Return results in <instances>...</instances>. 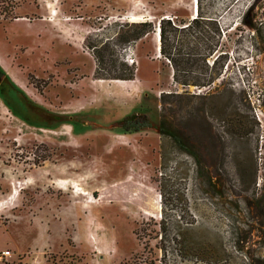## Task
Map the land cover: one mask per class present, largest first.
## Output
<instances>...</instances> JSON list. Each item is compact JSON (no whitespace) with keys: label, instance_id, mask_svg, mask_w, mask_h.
<instances>
[{"label":"rangeland","instance_id":"1","mask_svg":"<svg viewBox=\"0 0 264 264\" xmlns=\"http://www.w3.org/2000/svg\"><path fill=\"white\" fill-rule=\"evenodd\" d=\"M200 2L226 54L206 88L176 84L157 49L159 20L192 19L198 0H0V264H214L160 250L162 219L220 264H256L264 215L239 226L243 251L234 219L243 183L264 195V0ZM133 114L151 127L123 130ZM161 119L224 194H206Z\"/></svg>","mask_w":264,"mask_h":264},{"label":"trees","instance_id":"2","mask_svg":"<svg viewBox=\"0 0 264 264\" xmlns=\"http://www.w3.org/2000/svg\"><path fill=\"white\" fill-rule=\"evenodd\" d=\"M135 27H138V33L135 36L138 40L153 32L152 22H141L136 24ZM159 29L160 56L167 59L171 64L173 68L172 77L176 84L183 87L196 86L199 88H206L210 87L217 79H219L222 67V65H220V59L223 55H226L219 52V49H221L222 46L223 30L217 19L204 15L200 0H198L197 14L195 17L193 16L192 19L187 21L179 20L177 15L171 19L163 18L159 20ZM177 33H182V37L181 39H176L177 44L176 47H174ZM173 48H175L176 51L178 49V51L173 53ZM216 51L218 54L213 56ZM133 76V69H130L127 76L118 75L113 77L116 80L122 79L124 81H130L133 80ZM167 95L171 94L162 92V99L167 97ZM121 125L125 131H137L144 127H151V122L145 115L138 114L137 116L133 114L125 117L122 120ZM160 132L162 135L172 138L175 146L180 151L197 160V152L195 151L194 146L186 139L180 130L173 128L165 119L160 120ZM197 163L200 165L198 173L200 174V178L203 179V184L207 191L206 194L213 198H217L224 194L223 190H220L218 183L216 182L217 176L210 172L208 167H201L199 160H197ZM249 185L250 184L245 185L243 183L242 189L240 190L241 194H239L243 196L237 201L238 212L234 219V222L238 225V227H236L237 234L240 229L239 226L246 224L249 221H255L256 218L260 219L264 215V195L261 194L260 198H255L256 193L253 191L252 195L250 194ZM255 209L256 211H254ZM259 224H262L261 220L259 221ZM158 226L162 231L159 240L160 244L158 246L160 250L166 252V244H169L173 248H177L182 254L187 251L201 261H210V259H213L214 264H220L217 260L218 254L216 253V248L208 247L205 243L195 246H191L188 243L189 246H185L187 244L182 242L183 238H168L166 236L168 225L163 219L158 223ZM238 235L244 236L241 239H237L235 250L243 251L244 247L242 244L247 241L248 232L239 233ZM260 245H262V252L258 260H256V264H264V237L261 238ZM245 257L247 258V256Z\"/></svg>","mask_w":264,"mask_h":264},{"label":"built area","instance_id":"3","mask_svg":"<svg viewBox=\"0 0 264 264\" xmlns=\"http://www.w3.org/2000/svg\"><path fill=\"white\" fill-rule=\"evenodd\" d=\"M10 251H1L0 252V263L3 262L5 259H7L10 256Z\"/></svg>","mask_w":264,"mask_h":264},{"label":"bare ground","instance_id":"4","mask_svg":"<svg viewBox=\"0 0 264 264\" xmlns=\"http://www.w3.org/2000/svg\"><path fill=\"white\" fill-rule=\"evenodd\" d=\"M196 3H197V0H195V4ZM195 8H197V7H195ZM196 13H197V10H196ZM194 14H195V11H194ZM131 21L135 22L136 20H135V18H133ZM157 46H158L157 49L160 50V34L157 35Z\"/></svg>","mask_w":264,"mask_h":264},{"label":"crops","instance_id":"5","mask_svg":"<svg viewBox=\"0 0 264 264\" xmlns=\"http://www.w3.org/2000/svg\"><path fill=\"white\" fill-rule=\"evenodd\" d=\"M10 256H11V255H10ZM10 256H9V257H10ZM9 257H8V258H9ZM8 258H7V259H8ZM1 263H3V262H1Z\"/></svg>","mask_w":264,"mask_h":264},{"label":"water","instance_id":"6","mask_svg":"<svg viewBox=\"0 0 264 264\" xmlns=\"http://www.w3.org/2000/svg\"><path fill=\"white\" fill-rule=\"evenodd\" d=\"M159 51V50H158ZM160 53V52H159Z\"/></svg>","mask_w":264,"mask_h":264}]
</instances>
